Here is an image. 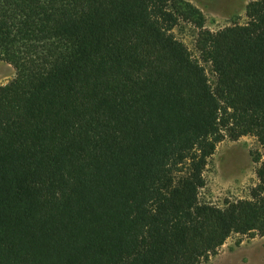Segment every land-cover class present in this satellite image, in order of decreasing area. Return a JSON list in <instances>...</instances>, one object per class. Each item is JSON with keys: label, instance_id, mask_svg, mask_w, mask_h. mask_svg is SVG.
Masks as SVG:
<instances>
[{"label": "trees", "instance_id": "trees-1", "mask_svg": "<svg viewBox=\"0 0 264 264\" xmlns=\"http://www.w3.org/2000/svg\"><path fill=\"white\" fill-rule=\"evenodd\" d=\"M244 16L212 31L187 0H0V264H200L264 236V153L247 197L200 199L221 141L264 149V0Z\"/></svg>", "mask_w": 264, "mask_h": 264}, {"label": "rangeland", "instance_id": "rangeland-1", "mask_svg": "<svg viewBox=\"0 0 264 264\" xmlns=\"http://www.w3.org/2000/svg\"><path fill=\"white\" fill-rule=\"evenodd\" d=\"M205 16L206 28L215 31L232 22L244 23L246 4L252 0H187ZM234 3V4H232ZM191 52H195L196 31L185 23L174 30ZM14 68L0 62V84L10 80ZM264 149L253 136L238 140L224 139L209 158L204 176L206 185L201 190V201L222 206L226 201L245 198L257 183L255 174L258 154ZM200 264H264V236H231L218 253Z\"/></svg>", "mask_w": 264, "mask_h": 264}, {"label": "crops", "instance_id": "crops-1", "mask_svg": "<svg viewBox=\"0 0 264 264\" xmlns=\"http://www.w3.org/2000/svg\"><path fill=\"white\" fill-rule=\"evenodd\" d=\"M232 4H234V3H232Z\"/></svg>", "mask_w": 264, "mask_h": 264}]
</instances>
